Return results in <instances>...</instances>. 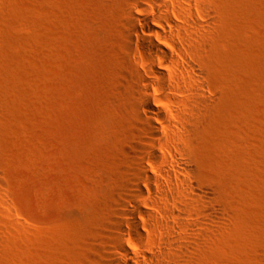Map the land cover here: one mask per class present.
Here are the masks:
<instances>
[{"label": "rangeland", "instance_id": "obj_1", "mask_svg": "<svg viewBox=\"0 0 264 264\" xmlns=\"http://www.w3.org/2000/svg\"><path fill=\"white\" fill-rule=\"evenodd\" d=\"M136 2L0 0V264H108L114 253L146 138L134 111L145 52L125 45ZM205 4L208 25L188 42L207 104L182 139L203 193L184 197L194 226L171 261L264 264V0Z\"/></svg>", "mask_w": 264, "mask_h": 264}, {"label": "bare ground", "instance_id": "obj_2", "mask_svg": "<svg viewBox=\"0 0 264 264\" xmlns=\"http://www.w3.org/2000/svg\"><path fill=\"white\" fill-rule=\"evenodd\" d=\"M135 7L137 14L127 13L125 45L145 52L141 56L142 68H134L137 80L145 84L136 85L139 102L134 104V111L146 128V138L135 145L140 154L135 162L138 174L129 183L130 207L122 201L118 212L123 219L113 223L117 234L108 264H131L132 257L137 261L134 264H173L171 257L186 246L178 232L194 226L186 225L192 213L184 197L190 192L200 199L203 193L190 177L192 165L182 145V139L191 132L192 115L207 104L202 92V72L191 57L196 54L188 41L202 36V29L208 25L203 20H208L212 12L205 0H138ZM158 63L168 70H153ZM155 102L163 103L164 108L156 107ZM143 154L152 167H161L157 173L165 181L145 166ZM141 180L150 186L156 184L161 205L145 197L150 196L152 189L143 188ZM147 206L155 213H150ZM152 225L159 232L156 238L147 233ZM144 238L154 246H138V240Z\"/></svg>", "mask_w": 264, "mask_h": 264}]
</instances>
